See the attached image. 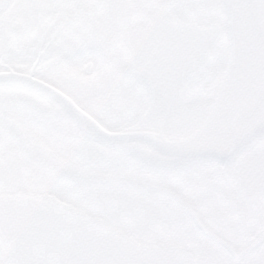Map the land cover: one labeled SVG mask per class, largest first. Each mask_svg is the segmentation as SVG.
<instances>
[{"label": "flooded vegetation", "instance_id": "flooded-vegetation-1", "mask_svg": "<svg viewBox=\"0 0 264 264\" xmlns=\"http://www.w3.org/2000/svg\"><path fill=\"white\" fill-rule=\"evenodd\" d=\"M104 1L107 0H57L60 6L55 19L43 23L33 39L27 38L28 46L23 47L19 53L25 55L35 49L37 56L40 55L36 68L32 66L26 72H17L5 66L0 59V73L12 71L29 75L32 72L34 78L65 95L76 108L71 107L76 120L46 93L27 84L2 81L0 100L6 98V101L0 104V139L17 142L21 146L19 150L22 154L29 157L46 179L54 180L51 183L57 185L66 182L83 187L96 186L95 181L60 173L59 169H55L57 165L55 168L51 165L49 156L58 158L64 149L74 156H90L96 153L98 156L95 164L106 167L110 164L112 152L119 157L120 170L129 175L124 181L125 184L152 200L161 198L169 212L177 211L183 216L182 222L188 224L193 237L217 252H247L264 235V211L261 214L239 213L244 211L243 204L247 201L227 196L221 191L222 184L216 182L213 186L220 192L210 190L211 195L216 197L200 202L211 212L209 216H204L192 199L195 193L199 195L203 190L202 183L208 178L210 171L231 178L238 160L249 154L257 142H264V134L254 138L245 149L226 159H194L159 152L142 141H94L98 137L96 131L79 114L82 113L108 133H142L169 146L178 143L188 148L202 145L205 139L211 137L212 126L217 124L227 110L229 86L226 81L230 41L224 0H108L109 7L103 6ZM5 5L13 12H19V6L13 8L10 4ZM103 7L109 12L108 15L103 13ZM68 9L74 13L70 19L64 14ZM222 25L225 26V32ZM25 27L27 26L22 27L23 33ZM11 28L13 27L9 26L6 29ZM69 33L74 38H97L100 44H122L124 47L121 55L124 63L129 65L115 72L116 76L122 78V83L92 85L88 100L77 101L45 82L44 78H38L42 70L41 61L59 56L61 50L56 47ZM3 34L7 35L6 32H0V41L3 40ZM8 34L16 40L21 35L18 31L15 35ZM107 36L111 38L110 41L106 39ZM224 40L227 41L228 50L225 66L220 59ZM82 49L89 52L99 50L94 46ZM87 64L92 63L85 65ZM93 69L92 64L89 75ZM7 94L12 96L7 98ZM112 97H116L119 102L115 100L111 103L109 99ZM24 98L28 99L27 107L24 106ZM127 105L137 106V117L124 116L122 120H115V115H110V109L127 108ZM119 121L129 124L135 122V126L118 130L108 127L109 124H117ZM28 128L38 135V141L43 146L42 161L33 159L26 147L24 141ZM177 178H181V181L174 182ZM141 180L144 185L139 183ZM40 194L58 199L51 193ZM175 199L193 213L205 234L197 228L191 216ZM72 207L109 225L108 216L101 217L97 213L91 216L84 209L75 205ZM97 209L98 207L91 208L94 211ZM170 221L174 226V220ZM235 231L246 232L252 238L239 245L240 243L237 244L233 239L228 240L220 234L222 232L234 235ZM159 244L178 245L190 253L195 251L180 241L158 242L154 245ZM246 245L247 248L242 251L240 248ZM262 247L264 242L254 252Z\"/></svg>", "mask_w": 264, "mask_h": 264}, {"label": "rangeland", "instance_id": "rangeland-1", "mask_svg": "<svg viewBox=\"0 0 264 264\" xmlns=\"http://www.w3.org/2000/svg\"><path fill=\"white\" fill-rule=\"evenodd\" d=\"M5 4H10L13 8L19 6V12H13ZM59 6L57 0H0V32L7 33V35H2L3 40L0 41V59L5 66L17 72H26L37 62L38 56L35 49L25 55H20V50L28 46L27 38L33 39L43 23H49L55 19ZM64 14L69 19L74 15L69 9ZM9 26L13 28L7 30ZM23 26H27L24 28L25 33H23ZM15 28L18 29V33H21L17 40L8 34L9 32L15 35L17 32ZM222 28L224 29L225 26L222 25ZM74 37L71 33L63 37L56 47H60L61 50L59 51L61 54L56 58L49 60L41 58L42 70L38 78H44L45 82L77 101L88 100L92 85L122 83V78L116 76L117 70L129 67L125 64L126 62L124 63L121 55L124 47L122 44H100L97 38ZM106 39L111 40L109 36ZM91 46L99 50L94 49L93 52H89L82 49ZM227 54V41L224 40L220 57L224 66ZM88 62L94 65L91 75L82 73L83 66ZM9 96L12 94H7L6 97L9 98ZM115 100L119 102L116 97L109 99L111 103ZM5 101L6 98L0 100L2 102L0 104H4ZM109 112L111 116L115 115V120H122L124 116L134 118L137 117V106L112 108ZM130 126H135V122L129 124L119 121L117 124L108 125L112 130ZM25 134L24 142L33 159L42 161L43 146L38 141V135H35L36 133L29 128ZM19 149L21 146L17 142L14 143L6 138L0 139V194H11L20 190H29L35 194L44 192L54 194L61 202L84 209L91 216L95 213L101 217L108 216L107 220L111 228L121 230L124 235L140 243L154 245L158 242L180 241L181 244L195 250L191 254L197 264H264V247L245 258L242 257L243 253H236L239 257L238 261H234L228 254L217 252L205 242L193 237L188 224L182 222L183 216L177 211L169 212L164 201L160 200L161 198L152 200L151 197L125 184L124 181L129 178V175L122 169L120 170L119 157L112 152L110 164L106 167L95 164L98 156L96 153L90 156H74L64 149L58 158L54 155L49 156L52 160L51 165L53 168L57 165L55 169H59L60 173L78 179L95 181L96 186L83 187L66 182L58 185L52 184L51 181L54 180L46 179L45 175L29 160V157L23 155ZM209 173L208 178L202 183L203 190L199 192V195L195 193L192 199L204 216H209L211 212L201 203L203 200L207 202V199L216 197L209 192L210 190L219 191L213 186L215 182L222 184L221 191L227 196L247 201L243 204L244 211L239 213L261 214L264 211L263 141L257 142L249 154L238 160L231 178L215 174L214 171ZM177 181H181V178L174 179V182ZM139 183L145 184L142 180ZM205 193L210 196L207 197ZM97 207V210H91ZM171 219L174 220V226L171 225ZM262 224L264 225V220ZM220 234L228 240L233 239L237 244L240 243L239 245L245 244L249 238H252L242 231H235L234 235L222 232ZM245 248L247 245L240 249L243 251Z\"/></svg>", "mask_w": 264, "mask_h": 264}, {"label": "water", "instance_id": "water-1", "mask_svg": "<svg viewBox=\"0 0 264 264\" xmlns=\"http://www.w3.org/2000/svg\"><path fill=\"white\" fill-rule=\"evenodd\" d=\"M108 3V0L104 1L103 6L109 7ZM224 4L230 41L226 81L228 103L226 112L211 128V137L200 146L188 148L182 143L169 146L142 133L105 132L79 112L96 131L98 137L94 141H142L165 154L220 161L245 149L254 138L264 134V0H224ZM102 11L105 15L109 13L105 7ZM39 61L40 55L33 68ZM91 71L92 64L84 66V74L89 75ZM2 81L27 84L46 93L76 120L71 110V107L76 109L72 102L58 90L34 78L32 72L29 75L1 72ZM23 101L27 107L28 99ZM182 207L205 234L193 213L186 206ZM263 242L264 235L242 257L249 256ZM228 253L238 261L234 252ZM0 263L197 264L184 247L174 244L145 246L112 229L103 220L91 218L53 196L28 190L0 196Z\"/></svg>", "mask_w": 264, "mask_h": 264}]
</instances>
